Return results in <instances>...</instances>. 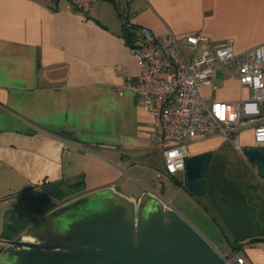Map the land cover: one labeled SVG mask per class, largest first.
Instances as JSON below:
<instances>
[{
    "label": "crops",
    "instance_id": "obj_1",
    "mask_svg": "<svg viewBox=\"0 0 264 264\" xmlns=\"http://www.w3.org/2000/svg\"><path fill=\"white\" fill-rule=\"evenodd\" d=\"M126 21L178 41L207 37L196 53L228 41L235 53L264 45V0H96L87 13L69 0H0V240L8 225H19L7 234L16 240L51 210L44 185L79 195L113 187L135 201L149 191L210 220L228 253L264 264V178L243 154L251 127L240 149L220 136L185 139L189 156L210 154L203 196L184 188V173L162 178L161 192L151 186L167 175L149 140L153 117L132 92L116 90L139 71ZM200 91L215 101L250 95L221 66Z\"/></svg>",
    "mask_w": 264,
    "mask_h": 264
},
{
    "label": "water",
    "instance_id": "obj_2",
    "mask_svg": "<svg viewBox=\"0 0 264 264\" xmlns=\"http://www.w3.org/2000/svg\"><path fill=\"white\" fill-rule=\"evenodd\" d=\"M244 156L264 178V150ZM210 154L189 156L184 185L205 193ZM0 254V264H229L180 214L145 191L137 201L101 188L65 201L24 230Z\"/></svg>",
    "mask_w": 264,
    "mask_h": 264
},
{
    "label": "built area",
    "instance_id": "obj_3",
    "mask_svg": "<svg viewBox=\"0 0 264 264\" xmlns=\"http://www.w3.org/2000/svg\"><path fill=\"white\" fill-rule=\"evenodd\" d=\"M95 1L69 0L81 13H87ZM206 41L202 35L178 41L169 31L156 35L138 27L130 46L139 63L138 74L116 88L119 95L132 92L152 115L149 140L171 177L185 171L186 138L220 136L240 149V133L251 127L252 147L264 149V45L235 53L228 41L196 53L198 44ZM219 66L225 76L235 77L249 89L248 99L215 101L201 93L202 86L212 85ZM228 262L243 264L244 260L234 253Z\"/></svg>",
    "mask_w": 264,
    "mask_h": 264
},
{
    "label": "rangeland",
    "instance_id": "obj_4",
    "mask_svg": "<svg viewBox=\"0 0 264 264\" xmlns=\"http://www.w3.org/2000/svg\"><path fill=\"white\" fill-rule=\"evenodd\" d=\"M162 178L167 179L168 181H171L169 176H167L165 174L161 175V178H157V180H155V183H153L154 185H151V186H156L159 192H161L162 185L164 184L163 183L164 181L162 180ZM135 183L138 184L139 186L142 184V183H139V181L135 182ZM130 185L134 186V183L131 182ZM66 195H69V194H66ZM65 196H64V199H65ZM178 200H179V202L177 201V199L174 201V208L178 203L184 202L181 199V197ZM25 202H27V201H24V203ZM20 205L21 204H18V206H20ZM185 207L186 208H184V209H187V208L189 209L190 203L186 202ZM175 210L176 211L178 210L177 213L180 214L188 223H190L216 249V251L219 254H221V255L228 254L229 247L226 244V239L223 237V235H221L218 228L210 220L206 221L205 218L200 217V216L195 217V216L189 214L188 210L184 211V210H181L178 208H176ZM22 211H23L22 212L23 215H26L27 212H25L24 210H22ZM201 215H203V214H201ZM17 226H19V225H8L7 228L5 229L6 230L5 233H4V229H3L4 235H7L8 232H10V231H14V229Z\"/></svg>",
    "mask_w": 264,
    "mask_h": 264
},
{
    "label": "trees",
    "instance_id": "obj_5",
    "mask_svg": "<svg viewBox=\"0 0 264 264\" xmlns=\"http://www.w3.org/2000/svg\"><path fill=\"white\" fill-rule=\"evenodd\" d=\"M125 30L127 31V39H128V43L131 44L132 40H134V32H136L137 28L136 26H133L131 24L129 25H125ZM81 183V182H79ZM179 183V182H178ZM182 185H184L183 183H181ZM44 184H42L43 186ZM71 187H78L77 184H71ZM44 187L46 189H44L43 194L49 198H51L53 200V205L50 207V209H53L54 207H56L57 205L68 201L76 196H78L80 193L79 192H73V193H68L69 195L64 194V192L62 191V189L58 186V185H49V186H45ZM184 188L187 190V188L184 185ZM77 190V189H76ZM188 191V190H187ZM189 192V191H188ZM190 193V192H189ZM191 194V193H190ZM66 195V196H65ZM65 196V199H64ZM67 197V198H66ZM63 198V199H62ZM62 199V200H61ZM4 239H6V241H12V237L10 235H6L3 237ZM17 240V239H16ZM14 241V240H13ZM253 242V241H252ZM14 246H11L9 244V242H2L0 240V254L10 248H13ZM237 250V248H233L232 249V253L234 254V252Z\"/></svg>",
    "mask_w": 264,
    "mask_h": 264
},
{
    "label": "flooded vegetation",
    "instance_id": "obj_6",
    "mask_svg": "<svg viewBox=\"0 0 264 264\" xmlns=\"http://www.w3.org/2000/svg\"><path fill=\"white\" fill-rule=\"evenodd\" d=\"M9 244H10L11 246H14V244H12V243H10V242H9Z\"/></svg>",
    "mask_w": 264,
    "mask_h": 264
},
{
    "label": "clouds",
    "instance_id": "obj_7",
    "mask_svg": "<svg viewBox=\"0 0 264 264\" xmlns=\"http://www.w3.org/2000/svg\"><path fill=\"white\" fill-rule=\"evenodd\" d=\"M233 254V253H232Z\"/></svg>",
    "mask_w": 264,
    "mask_h": 264
}]
</instances>
